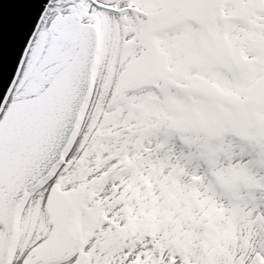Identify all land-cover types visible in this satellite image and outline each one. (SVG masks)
<instances>
[{
    "label": "snow or ice",
    "instance_id": "1",
    "mask_svg": "<svg viewBox=\"0 0 264 264\" xmlns=\"http://www.w3.org/2000/svg\"><path fill=\"white\" fill-rule=\"evenodd\" d=\"M26 2L0 264H264V0Z\"/></svg>",
    "mask_w": 264,
    "mask_h": 264
},
{
    "label": "water",
    "instance_id": "2",
    "mask_svg": "<svg viewBox=\"0 0 264 264\" xmlns=\"http://www.w3.org/2000/svg\"><path fill=\"white\" fill-rule=\"evenodd\" d=\"M46 2V0H45ZM30 7L26 0H0V96L15 71L19 53L11 50L12 29L16 16Z\"/></svg>",
    "mask_w": 264,
    "mask_h": 264
}]
</instances>
